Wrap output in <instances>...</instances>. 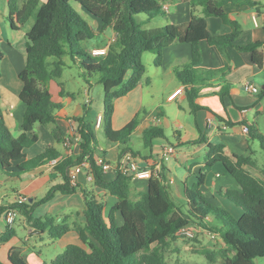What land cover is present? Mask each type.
Wrapping results in <instances>:
<instances>
[{
    "label": "trees",
    "instance_id": "16d2710c",
    "mask_svg": "<svg viewBox=\"0 0 264 264\" xmlns=\"http://www.w3.org/2000/svg\"><path fill=\"white\" fill-rule=\"evenodd\" d=\"M191 4V18L183 24H166L163 27H145V23L156 16L167 17V6L173 0H9L11 26L17 29L13 15L16 12L18 24L25 25L36 7V20L25 34V65L18 76L22 82L19 99L26 110L22 131L15 135L8 127L0 105V174L10 178H21L49 160L62 155L54 146H48L41 153L27 158L26 149L36 144L39 134L36 125H52V134L58 144H65L70 136L57 124V113L63 105L52 98L50 84L57 82L61 96H71L63 83L58 81L64 72L65 61L69 56L83 70L87 82L94 74L104 90V109L101 125L106 138L118 143L120 156L130 152L137 153L130 146L135 138L134 131L140 123L141 113L124 127L114 129V102L127 95L143 80L146 66L142 62L144 52L155 54L154 63L161 65L164 49L175 42L191 45V60L182 66L180 80L187 86V98L191 111L202 106L197 102L200 90L208 79L219 72L224 76L231 70L228 47L239 51H249L251 60L257 68L264 65V41H255L248 45H239L235 41L242 34V25L231 19L226 11L227 5L254 6L253 0H178ZM77 2L98 22L95 28L73 7ZM202 8V14L197 13ZM145 14L147 19L139 21L136 15ZM220 17L232 30L229 33L213 35L207 18ZM111 28L115 34L107 44L105 55H94L86 51L82 43L96 38L104 30ZM207 41L220 51L225 65L220 70H210L199 65L202 62L200 43ZM1 56V51H0ZM261 93L264 94V89ZM222 103L229 95L228 87L217 92ZM2 96L0 93V102ZM89 111L84 107L82 116L73 117L79 124L80 152L60 160L54 167L62 178V183L52 186L47 194L35 204L12 203L0 206V215L12 207L26 217L31 226L39 231H48L50 236L58 238L70 229L66 221L59 222L54 216L37 217L35 208L54 198L57 192L71 194L81 190L85 197L86 223L75 226L85 246L70 244L49 264H188L171 262L165 250L171 240L176 239L182 228L190 226L206 230L220 238L222 246L217 250L205 249L207 264H257L264 257V177L254 174L247 166L259 168L256 151L251 148L249 156L227 154L223 144L209 143V159L200 171L197 181L186 186L187 203L182 204L172 195L164 182L165 167L153 174L147 188L132 198L133 179L121 172L108 177L95 159L97 150L95 127L86 117ZM217 115V114H216ZM218 116V115H217ZM219 117V116H218ZM228 125L232 121L225 119ZM253 139L260 142L264 153V134L255 132L247 126ZM165 137V131L152 125L144 129L142 140L145 148L152 149L155 138ZM203 136L194 142H204ZM90 160L91 175L95 188L115 196L117 202L105 215V203L95 198L91 189L72 183L70 170L81 164L85 158ZM104 161L105 158L102 157ZM221 162L226 173L234 178L237 186L221 188L218 194L242 210L237 216L229 209L207 197L202 186L206 181V172L214 163ZM264 173V168H260ZM121 221H119L120 219ZM15 230L10 226L0 234V241L10 239ZM9 264H29L23 253L13 249L9 253ZM0 264H7L0 261Z\"/></svg>",
    "mask_w": 264,
    "mask_h": 264
},
{
    "label": "crops",
    "instance_id": "0c3cea01",
    "mask_svg": "<svg viewBox=\"0 0 264 264\" xmlns=\"http://www.w3.org/2000/svg\"><path fill=\"white\" fill-rule=\"evenodd\" d=\"M44 1L46 0H40V3ZM253 1L257 3L254 6L231 4L226 6V11L230 18L239 21L242 25V34L235 41L236 44L248 45L255 41H264V0ZM38 9L39 7L35 8L31 18L26 23L27 26H24V30H21L23 31L21 35L26 34L35 23ZM196 10L199 14L203 13L201 7H197ZM15 14L16 12L13 15V19H16ZM191 14L190 3L173 0L167 6L166 24H183L190 20ZM254 15L257 16V25L253 21ZM10 17L12 16L9 0H0V43L3 46L7 45L8 48L7 57L1 52V70L3 71V75H0V87L2 89L0 90L2 96L1 107L8 127L15 135H18L22 131L24 112L26 110L25 104L19 99L22 82L18 76L19 72L24 68L25 56L22 65L16 64L12 59L13 57L10 52H14L15 47L10 40H14V36L10 34L11 39L7 40L3 27V24L8 21L10 22L12 32L13 30L17 31V29L12 28ZM95 23L96 20L94 21V27L96 28L98 23L96 26ZM207 23L213 35L226 34L232 30L220 17H208ZM114 36L113 32L111 37L113 38ZM108 43L109 39L105 45L100 44L98 48L107 46ZM200 52L202 54L200 67L210 70H220L225 65L224 57L220 51L216 46L209 44L207 41L200 43ZM228 53L231 57V70L224 76L219 72L214 78L208 79L206 85L202 86L200 97L197 99V102L202 107L195 112L191 111L187 98V86L180 80L179 76V72L183 70L182 66L191 60V45L183 42L173 43L164 49L162 64L156 65V71L163 70L166 76H170L174 80L164 91L168 94L167 101L177 104V109L174 112L175 116L172 119V122L176 126L174 130L175 140L171 141L166 137L155 138L152 149H149L150 152L146 151L145 155H141V160L137 153L136 158L142 166L154 170L161 171L162 166H164V182L168 185L174 198L182 204L188 202L185 196L186 186H191L197 181L198 174L205 168L206 162L209 159V143L223 144V150L230 155L249 156L252 152L251 148L256 151L257 155L256 140L253 139L249 130H244V127L252 126L253 130H257L255 132L262 133L260 131V124L264 121V94H250L246 92L243 88V82L246 80L252 81L262 91L264 89V65L262 68H257L251 60V53L249 51H239L235 47H228ZM6 63H8L7 66ZM6 67L10 69L12 77H14L13 82L8 80L11 77L6 73ZM150 79H148L147 83L153 84L152 78ZM54 86L56 87L55 89ZM50 87L53 100L63 105L62 110L57 113L56 122L70 136V139L65 144H58L51 131L52 125L37 124L35 131L39 134V140L36 144L26 149L25 152L27 158H31L44 151L48 146H54L62 153L57 158V164L63 158L80 152L79 124L72 118L82 116L84 106L82 107L80 104H76L73 107L68 106L72 104L70 102L72 98L60 95V87H58L57 82L52 81ZM223 87H228L229 90L225 103H222L220 97L217 95V92ZM178 88H182V91L170 100L169 96ZM87 90L86 87L83 88L84 92ZM143 91L144 88L141 81L127 95L117 98L114 102V129L124 127L138 112L141 113L139 126L134 131V136L137 140H142L144 129L152 125L163 128V123L168 124L170 122L169 112L168 119H165L167 111L163 106L155 105L156 107L152 111H148L143 106ZM183 102H187L188 106L183 104ZM102 114L103 110L96 117L98 118ZM183 119L186 120L184 121ZM225 119L232 121L233 124L228 125ZM90 121H92L93 126L96 122L95 126L97 129L102 127L101 124L97 127V119ZM202 136L204 140H207L204 142H194ZM167 146L174 147L175 151L168 161H162L160 152ZM119 154V144L107 139L106 148L101 147L97 149L95 157H103L106 161L114 163L120 157ZM55 165L46 162L34 170L24 173L21 178H10L3 175L1 178L3 184L0 183L2 185L0 186V206H9L15 203L19 195L26 196L28 202L31 204L38 203L52 186L62 183L61 176L54 170ZM247 168L254 173L253 167L247 166ZM113 173L110 171V173H107V176L109 177L110 174L113 176ZM90 174L87 169H83L77 176L76 183L91 189L95 198L105 203L104 211L106 215L109 209L117 202V198L101 189L95 188ZM254 174L257 175L258 172ZM224 175L228 174L223 164L221 162L214 163L206 172V181L202 186V190L207 197L214 199L219 205L240 216L242 210L218 194L221 188L237 186L235 180H231L228 176L224 180L220 179ZM148 180L149 178L134 179L131 195L132 191L138 194L144 191L148 186ZM85 210V197L81 190L71 194L57 192L52 200L42 203L35 208L34 213L37 217L51 215L59 222L66 221L70 226V229L58 238L51 237L47 230L39 231L33 228L26 217L18 212V218L12 225V228L16 229V225L20 221L25 228H29L30 233L29 235H19L15 230V234L9 240L0 241V261L9 264V253L13 249H18L30 264H49L68 245L78 244L85 246L75 229V226L85 225ZM3 213L0 215V224L3 223L4 228L0 225V234L10 227L6 224Z\"/></svg>",
    "mask_w": 264,
    "mask_h": 264
},
{
    "label": "rangeland",
    "instance_id": "374dc122",
    "mask_svg": "<svg viewBox=\"0 0 264 264\" xmlns=\"http://www.w3.org/2000/svg\"><path fill=\"white\" fill-rule=\"evenodd\" d=\"M72 5L84 19L89 21L90 24L94 26L95 20L93 21L92 16L87 11H85L80 6L79 3L72 2ZM15 17H16V14H15ZM136 19L139 21H142V20H146L147 17L145 14H138L136 15ZM166 19L167 17L161 16V15L156 16L151 21L146 22L145 27H152V28L163 27L164 25H166V21H167ZM15 20L17 24V31L13 30L12 32L10 28V22L8 21L3 24V27L5 30V37L7 40L11 39L10 34L14 36V40H10L12 41L15 47L14 52L13 51L10 52L13 57L12 59L15 61L16 64L19 63L20 65H22L23 64L22 61L25 56V42H26L25 36L26 35L25 34L21 35V33L23 32L21 30H24L23 27L24 26L26 27L27 25L26 24L24 26L20 25L18 24L17 19ZM112 34H113V30L111 28H108L104 30L101 34H98L96 38L87 39L85 42L82 43V46L86 51H89V50L92 51V49L98 48L100 44L105 45L108 39L110 42V40H112V37H111ZM0 51L7 57L8 55L7 45L3 46L0 43ZM1 58H2V55L0 56V75H3V71L1 70ZM9 59L11 60V58ZM63 60L65 61L64 72H63L62 77L59 78L58 81L60 83H63L65 90L67 92H69L70 94L72 93L71 96H67L68 98L69 97L72 98L70 101L72 102V104L68 106L73 107V106H76V104H80L82 107L83 106L85 107V105H87L89 111L86 113V117L90 120L95 121V119H97L96 116L104 109V90H103L102 84L98 81L99 74H94L92 77L89 78V82H87V80H85V78L82 75L83 70L76 63H74L69 56H65ZM154 60H155L154 53L152 52L143 53L142 62L146 66V72L142 80V84L144 88V91H143L144 105L143 106L146 107L148 111H152L156 107L155 105L163 106L165 110L167 111V114L165 113L166 115L165 119H168L167 116L169 112L170 122L168 124L163 123L162 126L165 129V137L171 141H174L175 140L174 130L176 126L172 122V119H174V116H175L174 112L177 109V104L175 102L169 103L167 101L168 94L164 91L165 88L167 89L174 82V80H172L170 76H166L163 70L156 71L157 69H156V64L154 63ZM7 65L8 63H6V66ZM5 70L8 76L13 78V79L9 78L8 80L13 82L14 77H12L10 69L6 67ZM150 78H152L153 84L147 83L148 79ZM55 86L57 87V85ZM55 86H54V89L56 88ZM84 87L88 89L85 92L83 91ZM0 90H2L1 87H0ZM183 104L188 106L187 102H183ZM0 105H2L1 102H0ZM183 120L185 121L186 119H183ZM95 123L93 127H95L96 146L98 147L97 149L101 147L106 148L107 138L105 136L104 129L103 127L97 129L95 126ZM260 125H261L260 131L264 134V121H262V124ZM255 143H256V147L258 148L256 156L258 158L259 168H252V170H254V173L258 172L257 175L264 177V173L260 169V168H264V153L260 147V142L256 140ZM130 146L133 148V150L136 153H138V157L140 160H141V157H140L141 155H145L146 151L150 152L148 148L144 147L143 140L141 139L140 140L134 139L133 142L130 143ZM111 176L112 174L109 175V177ZM226 176L231 178V180H234V178L230 177V175H224L220 179L224 180ZM2 177L3 175L0 174L1 184H3V182H1ZM47 192L43 195V197L47 194ZM138 197H139V194L132 191V198L137 199ZM0 225L4 228L3 223H1ZM14 230H16L19 233V235L20 234L29 235L30 233L29 228H25L23 224H21L20 221L18 225H16V229ZM221 246H222V243L219 237L214 238L210 234L198 228H195L194 236L180 234L176 239L171 240L170 244L165 250V255L167 259L171 262L180 261V262H185L188 264H207L208 259L204 254V250L205 249L217 250ZM257 264H264V257L258 258Z\"/></svg>",
    "mask_w": 264,
    "mask_h": 264
},
{
    "label": "built area",
    "instance_id": "2783aa9c",
    "mask_svg": "<svg viewBox=\"0 0 264 264\" xmlns=\"http://www.w3.org/2000/svg\"><path fill=\"white\" fill-rule=\"evenodd\" d=\"M253 21L257 25L258 20L257 16H253ZM113 40V38H112ZM108 46L100 47V48H94L92 49V53L94 55L100 56V55H105L107 53ZM243 88L246 92L250 94H259L261 93V88L257 86L254 82L246 80L243 82ZM182 91V88H178L173 94L169 96V99L172 100L175 98L180 92ZM102 122V116H99L97 118V126L99 127ZM245 131H248V127H244ZM174 147L172 146H167L160 152V157L162 161H168L172 154L174 153ZM97 163L102 166L103 170L105 173L107 172H121L122 174H125L127 176L132 177V179H140V178H151L153 174H158L159 170H154L152 168L144 167L142 166L136 156H134L132 153L127 152L124 153L122 156H120L114 163H110L108 161H104L100 157H95ZM49 164L55 165L57 162V158L49 160ZM83 169H87L89 172L92 170V166L90 163V160L88 157L85 158V160L81 163L78 164L77 166H74L70 170V176L72 179V183L76 184V178L77 176L82 172ZM90 178H92V175L90 174ZM28 198L23 195H19L16 199V203L22 204V203H27ZM18 210L15 208H8L4 211L3 213V218L8 226H12L17 217H18ZM194 231L195 229L187 226L185 228H182L179 231V234H186L188 236H194ZM208 234H210L212 237L216 238V234H213L211 232H208L206 230H202Z\"/></svg>",
    "mask_w": 264,
    "mask_h": 264
},
{
    "label": "water",
    "instance_id": "95a60500",
    "mask_svg": "<svg viewBox=\"0 0 264 264\" xmlns=\"http://www.w3.org/2000/svg\"><path fill=\"white\" fill-rule=\"evenodd\" d=\"M97 23H98V22L96 21L95 26L97 25Z\"/></svg>",
    "mask_w": 264,
    "mask_h": 264
}]
</instances>
